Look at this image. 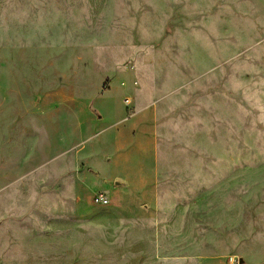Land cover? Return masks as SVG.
I'll return each mask as SVG.
<instances>
[{"label": "rangeland", "instance_id": "rangeland-1", "mask_svg": "<svg viewBox=\"0 0 264 264\" xmlns=\"http://www.w3.org/2000/svg\"><path fill=\"white\" fill-rule=\"evenodd\" d=\"M0 264H264V0H0Z\"/></svg>", "mask_w": 264, "mask_h": 264}, {"label": "built area", "instance_id": "built-area-1", "mask_svg": "<svg viewBox=\"0 0 264 264\" xmlns=\"http://www.w3.org/2000/svg\"><path fill=\"white\" fill-rule=\"evenodd\" d=\"M126 103L129 104V100H126ZM94 200L100 204H109L110 203V198L105 195L102 192H96L93 196Z\"/></svg>", "mask_w": 264, "mask_h": 264}, {"label": "crops", "instance_id": "crops-1", "mask_svg": "<svg viewBox=\"0 0 264 264\" xmlns=\"http://www.w3.org/2000/svg\"><path fill=\"white\" fill-rule=\"evenodd\" d=\"M215 257H216L217 259H219L221 256H220V255H215ZM241 259H243V258H241Z\"/></svg>", "mask_w": 264, "mask_h": 264}, {"label": "water", "instance_id": "water-1", "mask_svg": "<svg viewBox=\"0 0 264 264\" xmlns=\"http://www.w3.org/2000/svg\"><path fill=\"white\" fill-rule=\"evenodd\" d=\"M241 262H243V260L241 259Z\"/></svg>", "mask_w": 264, "mask_h": 264}]
</instances>
